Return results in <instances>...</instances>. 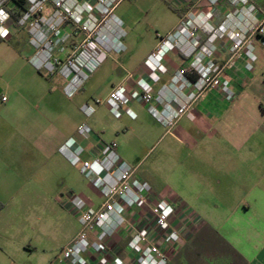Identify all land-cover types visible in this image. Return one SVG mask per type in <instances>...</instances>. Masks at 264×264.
<instances>
[{"label":"crops","instance_id":"0c3cea01","mask_svg":"<svg viewBox=\"0 0 264 264\" xmlns=\"http://www.w3.org/2000/svg\"><path fill=\"white\" fill-rule=\"evenodd\" d=\"M143 1L148 10L163 6L171 11L169 34L190 13L210 15L209 23L214 27L225 16L221 7L208 0ZM256 2L264 9V0ZM132 6L135 5L128 3L121 15L133 27L136 21ZM15 35L17 30L11 27L10 35L0 43V250L7 251L13 260L37 251L44 253L45 261L7 264H51L80 231L70 207L71 197L64 204L56 194L49 195L46 188L48 173L53 175L54 157L63 153V145L73 137L62 131L71 122L63 123L61 102L53 98L54 88L48 87L42 71L34 64L35 53L12 46ZM216 44L218 50L213 59L219 67L226 65L223 77L229 81L235 99L229 103L219 91H208L172 129L178 128L166 151L175 164L167 169L171 171L167 173L171 194L165 200L177 211L173 225L180 239L168 250L167 264H264V46L260 38L254 40L256 61L252 63L243 56L231 60L227 39ZM153 49L140 56L134 74L144 88L150 85L154 90L153 108L163 112L165 105L170 104L176 109L175 101L159 103L157 98L187 62L166 43L155 40ZM124 74L119 75L122 82L126 81ZM187 78L196 80L193 74ZM133 90L134 95L141 92L138 88ZM163 95L169 97L168 93ZM121 96L125 101L127 97ZM135 105L131 100L129 107ZM138 109L141 115L146 114L143 104ZM154 123V134L160 135V128L167 130L155 118ZM165 134L158 136L155 145ZM104 148L102 144L97 146ZM179 153L181 159H176ZM120 161L124 162L121 158ZM139 164L140 161L134 162L132 169L136 170ZM135 175L137 178L136 172ZM31 187L33 192L27 193ZM153 196L161 198L155 193ZM47 204L57 221L70 218L73 225L48 232L47 218L52 216L44 210ZM137 209L125 215L128 221L130 217L134 219V226L141 217ZM28 212L41 218L30 231L25 220ZM128 221L111 239L101 238L106 252L87 257V264H134V255L127 246L134 228L127 230Z\"/></svg>","mask_w":264,"mask_h":264},{"label":"rangeland","instance_id":"374dc122","mask_svg":"<svg viewBox=\"0 0 264 264\" xmlns=\"http://www.w3.org/2000/svg\"><path fill=\"white\" fill-rule=\"evenodd\" d=\"M112 1L61 0L62 6L57 10L55 5L58 0H45L43 11L37 13L31 9L30 3L26 0L27 10L29 8L30 11L28 21L24 25L16 22L12 25V29L17 30L12 46L30 52L31 55L34 53L35 55L42 54L50 63L51 66L49 65L47 69L41 68L40 71H42L48 87L54 88L53 98L61 102L63 123L65 121L71 122L68 129L63 125L62 131L73 136L71 139L74 140V145L82 149L80 153L81 163L76 166L72 165L63 153H61L62 155L59 154L60 152L57 153L54 157V171L51 172L53 175L49 172L47 176L48 194H56L64 204L67 203L69 196L78 198L86 206L94 209L99 208L105 198L101 188L94 184L95 177L88 178L82 174L81 165L83 162L91 163L98 158L103 159L105 150L97 149L98 144L105 147L114 145L115 153L119 159L121 158L130 168H133L134 162L140 161L135 170L137 178L149 186L151 194L155 193L162 199L170 197L171 193L168 191L169 183L167 180V173L170 170L167 169L175 164L172 159L173 156L167 155L166 150L168 142L174 138V133L178 128L174 131L172 129L175 126L170 130L160 128V135L154 134L156 124L154 123V116L148 110V107L154 106V90L151 89L150 85H147L145 90L150 95V100H144L142 94L145 86L140 84L137 75L134 74L140 56L155 50L153 49L155 40L158 43L161 42L157 36L164 39L169 34L167 32L173 23L172 13L163 6L159 10L157 8L148 10L143 0H137L136 4H134V0H122L112 13L110 12ZM253 1L264 12L256 0ZM121 3L122 5L118 8ZM128 3L135 5L132 6L133 18L136 21L133 27L128 26L121 15L122 9L128 6ZM232 4L233 0H216L213 6L221 7L226 16L233 11ZM15 6V3L11 1L8 8L12 11ZM27 10L22 12V17L27 14ZM206 17L209 20L211 18L210 15H206ZM221 24L216 27L210 25L217 29ZM119 35L123 48L116 51L115 45ZM198 38L200 40L205 39V34L200 32ZM33 41L37 44L35 47ZM102 53H105L103 62L88 75L73 96H67L65 86L69 80L65 79V67L72 62L84 60L89 54H92L94 59H100ZM130 56L133 57L127 63ZM0 65H2L1 62ZM120 73H125V82H122L121 76L119 77ZM134 88L140 89V94L135 93L134 95ZM122 94L127 97L125 101L121 100ZM131 100L136 105L130 108ZM111 101H115L117 105L112 106L109 103ZM140 104H143L144 108L146 107V114L141 115V111L139 113L138 105ZM85 107H90L93 111L87 114L83 110ZM81 126L88 127L90 131L87 134H80L78 129ZM127 127H130L129 132L126 131ZM143 129H151L152 132H146ZM163 132L166 133L165 136L155 145L158 136L160 138ZM181 155L180 153L176 154L178 157L176 159H181ZM29 191L33 192V188L31 187L27 193ZM1 204L0 202V206ZM45 209L49 212L48 214L52 213L49 204L45 205ZM137 210L140 211L141 216L137 225H133L134 219L132 217L128 221L125 216L126 221H128L127 230L134 228L133 231L137 229L142 232L147 231L148 234L154 233V224L149 207L142 204ZM130 212L131 209L127 210L126 215H130ZM51 216L47 218L48 232L63 225L64 227L73 225V220L70 218L57 221L52 214ZM25 220L29 231L39 225V220L41 222V218L39 219L38 215L31 212L26 214ZM31 236L32 238L36 237L32 231ZM90 238L91 240L95 239ZM1 261L7 264L8 261H45V259L42 251L25 254L24 258L13 260L7 251L0 250Z\"/></svg>","mask_w":264,"mask_h":264},{"label":"built area","instance_id":"2783aa9c","mask_svg":"<svg viewBox=\"0 0 264 264\" xmlns=\"http://www.w3.org/2000/svg\"><path fill=\"white\" fill-rule=\"evenodd\" d=\"M11 1L13 0H0V38L3 40L8 37L14 24L10 14L11 10L8 8ZM44 1L28 0L31 9L37 13L43 11ZM121 1L113 0L110 3V12L113 13ZM208 2L215 5L216 0H208ZM232 5L233 11L225 16V20L217 29L211 27L209 19L204 13L196 15L190 13L166 38L157 36L161 43H166L176 49L187 62L182 69L174 74L170 85L164 87L157 98L159 103L162 100L175 101L177 108L173 109L170 104H166L165 110L158 112L155 108L148 107L154 118L168 130L175 126L180 118L188 112L191 105L208 91L217 90L223 95L226 102L234 101L235 93L231 89L229 81L223 77L226 65L219 67L213 59L218 50L216 44L218 41L228 40L231 60L243 56L252 63L256 61L254 40L260 38L264 46V12L254 4L253 0H233ZM61 6V0H58L55 8L59 10ZM26 13L19 20V24L24 25L28 21L29 8ZM114 20L116 19L114 18ZM199 32L205 34V39L198 38ZM33 42L34 45H32L35 47L37 44L35 41ZM122 48L119 35L115 50L120 51ZM104 59L105 53L101 54L100 59H94V56L89 54L84 60L75 61L66 66L65 79L69 80L65 86L67 96L70 97L76 93L88 75L95 71ZM33 62L39 70L47 69L50 65L42 54L35 55ZM190 74L196 76L194 82L188 80L187 75ZM185 89L192 90L188 94H184ZM143 90V99L149 101L150 95L145 88ZM164 93H168L169 97L164 98ZM2 100L6 101V98ZM109 103L112 106L117 105L115 101ZM83 110L87 114L93 111L90 107H85ZM89 131L86 126H81L78 129L80 134H87ZM74 144V140L70 139L62 151L70 163L76 166L81 163L82 149ZM114 149V145L105 147L103 159L98 158L91 163L83 162L81 165L82 174L88 178L95 177L94 184L101 188L105 201L99 208L94 209L86 206L78 198H71L70 207L78 217L80 231L60 250L51 264H87V257L105 253L106 245L101 242V238L111 239L119 229L124 227L127 210L140 207L142 204L149 207L154 233L148 234L147 231L142 232L136 229L130 237L127 246L134 255V264L168 263V250L180 239V234L173 225L177 219V211L167 200L153 196L149 186L134 177L135 169L120 161ZM90 237L95 239L91 240Z\"/></svg>","mask_w":264,"mask_h":264},{"label":"trees","instance_id":"16d2710c","mask_svg":"<svg viewBox=\"0 0 264 264\" xmlns=\"http://www.w3.org/2000/svg\"><path fill=\"white\" fill-rule=\"evenodd\" d=\"M13 2L15 3L16 6L14 10L10 11V14L13 21L18 23L22 17V12L27 10V2L26 0H13ZM2 40L3 39L0 38V42Z\"/></svg>","mask_w":264,"mask_h":264}]
</instances>
